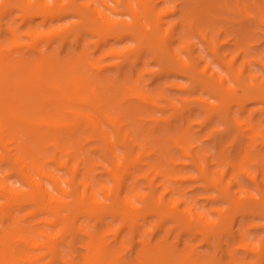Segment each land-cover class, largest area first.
Returning a JSON list of instances; mask_svg holds the SVG:
<instances>
[{
  "label": "rangeland",
  "instance_id": "374dc122",
  "mask_svg": "<svg viewBox=\"0 0 264 264\" xmlns=\"http://www.w3.org/2000/svg\"><path fill=\"white\" fill-rule=\"evenodd\" d=\"M27 1L33 3L32 7L26 6ZM69 1L0 0L3 54L13 48L15 57L35 61L38 59L36 50H39L46 56L42 65L50 62L60 66L75 61L79 95L89 97L83 104L78 101L64 104L63 98L55 100L60 95L55 87H44L41 83L33 84L27 96L10 94L12 100L18 101L13 109L24 114L27 126L34 129L29 147L41 159L42 172L55 174L63 181L62 186L69 189L67 182L72 176L74 181L84 180L87 161H90L89 179L103 183L112 191L115 174L122 175L128 170L118 198L120 204L128 197L132 207L140 209L156 199L163 209L183 214V227L176 226L169 218L162 228H156L157 215H148L144 222L143 211H129V222L135 219L142 223L146 232L144 238L152 243L165 239L177 252L186 247L192 257L183 259V264H264V211L247 204L236 210L219 190V184L224 183L229 193L241 199L260 200L264 196V142L260 137L250 140V132L245 127L238 129L226 121L218 109L207 106H224L230 102L229 95L206 91L201 85L193 89L192 78L174 72L173 65L170 66L164 56L167 47L169 58L176 57L189 65V69L205 70L206 76L214 73L222 77L223 89H238L228 71L230 59L234 60V71L241 72V80L247 78L251 85L264 82V0H227L229 8L224 6V0H150L156 5V11L170 9L160 26L154 23L153 14L149 16L151 23L143 18L147 0H74L86 15L70 13L57 18L58 9ZM70 3L73 5V1ZM210 5L214 8L205 10L201 17L199 10ZM137 15L141 18L139 24ZM144 32L151 34V38ZM119 34L124 36L118 38ZM212 37L210 44L208 39ZM211 46L217 49L222 61L215 57ZM152 52L160 60H155ZM75 75H54L53 79L70 82ZM131 82L135 91L152 95L158 108L135 99L124 101V88ZM118 86L124 90L111 104L105 98L107 88ZM63 88L69 93L73 85L63 84ZM93 89L99 99H92ZM5 94L6 91H0V98ZM23 97L26 107L21 101ZM130 107L140 110L128 114L125 109ZM104 113L110 120L121 122L123 138L117 135ZM85 115L97 119L106 136L95 131ZM230 115L264 128L263 101L248 103L241 112L236 103H231ZM142 125L145 134L140 130ZM178 131H183V137L176 143ZM128 133L133 141L125 139ZM185 134L189 136L186 140ZM183 148L200 156L205 174H200L191 155L183 157ZM244 149L252 156L243 159ZM163 150L167 152L165 155ZM15 152L12 141L5 147L0 146V178L11 187L28 190L29 186L19 174L21 161L13 159ZM178 175L183 179H171ZM208 177L218 184L209 185ZM37 178L48 188L52 187L49 179ZM149 179L153 180L152 184ZM78 190L83 192L85 187L79 185ZM136 194H141L144 200L138 199ZM96 196L104 198L102 191ZM32 209L29 205L19 215ZM218 210L226 213V220L218 227L210 225L204 228L205 232L195 235L186 229L187 222L199 224L198 215L213 224L220 222ZM245 210L248 213L242 215ZM98 217L80 215L76 225L97 232L108 228L106 239L112 245L115 244L113 234L120 231L125 244L118 255L134 264L140 245L139 232L132 240L129 226L121 228L122 215H103L100 220ZM229 226L234 237L223 232ZM75 237L74 247L69 244L70 235L57 247L78 261L83 253L80 241L85 236L77 233ZM229 252L236 263L231 262Z\"/></svg>",
  "mask_w": 264,
  "mask_h": 264
},
{
  "label": "bare ground",
  "instance_id": "6f19581e",
  "mask_svg": "<svg viewBox=\"0 0 264 264\" xmlns=\"http://www.w3.org/2000/svg\"><path fill=\"white\" fill-rule=\"evenodd\" d=\"M71 1H73V5L70 3ZM126 4L129 6L127 2ZM32 5L33 3L26 2L28 8L32 7ZM224 6L229 8L227 0H224ZM155 8L156 5L150 2V0H147L143 8V18L150 22L149 16L153 14L155 18L154 23L160 26L163 22V16L167 15L170 9L156 11ZM213 8V5H210L209 8L202 7L199 10L200 16L204 17L203 12ZM94 12L95 14H101L98 10H94ZM70 13L86 15L84 14V10L74 4V0H70L66 6H62L61 9H58L56 17L60 18ZM101 15L105 18L104 14ZM258 18L263 22L261 17L258 16ZM137 20V24H139L141 18L138 15ZM10 33L11 35L14 34L12 31H10ZM144 33L148 38H151V34L147 32ZM131 34L135 35L132 31ZM117 36L118 38H122L124 35L119 34ZM212 40L213 37L212 39L209 38L208 42L211 44ZM6 50H8V52L4 55L0 48V91H6L5 96L0 98V108L4 107L0 109V146L5 147L10 141L15 144V151L17 152L14 153L13 159H16V162L21 161L22 167L19 170V174L22 181L29 186V189L21 190L17 187H11L4 179L0 178V264H52L56 261H60L63 264H130V261L118 255L119 249L125 244V239L120 235V231H116L113 234L115 244L112 245L106 239V234L110 231L108 228L102 232H97L91 228L76 225L78 217L83 214L88 216L97 215L99 216V220L103 215L112 214L114 217L118 214L122 215L123 224L121 228L126 225L129 226V233L131 234L132 240L139 232L138 238L140 245L135 253L134 264H183V259L192 257L185 250L186 247L184 250L182 249L180 252H177V250L170 246L165 239L152 243L151 240L144 238L146 232L145 229L142 228V223L135 219L129 222L131 217L129 211L139 210L143 211L141 219L144 222L148 215L158 216L156 228H162L165 220L169 218L175 221L176 226L183 227V214L175 210L167 211L163 209V205L156 199L153 204L142 206L140 209L133 208L131 200L128 197H125L121 204L118 202V198L125 185V176L129 174L128 170L122 175L115 174V186L112 191H109L103 183H95L89 179L90 161H87L88 171L84 174V180L74 181V177L72 176L71 180L67 182L70 185L69 189L62 186L63 181L55 174L42 172L41 159H39L33 149L29 147V142L34 137V129L31 125L30 127L27 126L28 124L26 122H28V120L24 114L13 109V106L16 105L18 101L12 100L10 94L27 96L31 92L33 84L41 83L44 87H55L58 94H60L55 100L63 98L66 100L64 104L73 101H78L79 104H83L89 100V97L79 95L78 80L75 75V61H70L67 65L59 64L60 66L46 61L47 64L45 63L42 65L41 63L45 61L46 56L39 50H36L38 59L35 61L23 57H15L13 48ZM212 50L215 57L222 61L220 55L217 54V49L212 47ZM152 54L155 60H160L153 52ZM164 54L166 62L170 66L173 65L172 68L174 72L192 78L194 84L193 89H195L197 85H201L206 91H213L215 93L224 92L229 95L230 102L226 103V105L219 107L215 105L207 106L210 109H218L217 111H219V114L238 129L245 127V130L250 132V140L255 139V137H260L264 142V128H261L259 124H251L249 121H239L230 115L231 103H236L239 107V112H241L248 103L264 102L263 81L251 85L247 81V78L241 80V72L234 71V60L230 59L227 62L228 71L238 85V89H223L224 81L222 77H218L214 73L206 76L205 70L198 72L195 68L189 69V65H185L176 57L169 58V50L167 47H165ZM172 59H174V61H172ZM174 62H176V64H173ZM64 68H66V71H63ZM69 73L75 75L73 81L59 82L53 79L56 75L62 76ZM89 83L94 85L95 81H90ZM63 84H72V92H66L63 88ZM124 89L126 90L124 101L135 99L140 103H146L148 106L158 108L156 99L150 94L144 95L140 91H135L132 87V82ZM124 89L120 86L117 88L108 87V96L106 95L105 98H107L109 103L114 104ZM92 92L94 94V89ZM98 97V94H94L92 99H99ZM21 101L24 106L27 104L24 97ZM2 109L5 111H1ZM125 110L128 114H136L140 109L138 107H130ZM104 114L105 118L109 119L114 125L117 135L119 134V136H121V122L118 121V119L116 121L110 120L111 117L107 113ZM85 117L91 120V125L95 131L106 136L105 131L99 125L97 119H92L88 115H85ZM155 121H158V119H155ZM139 127L141 132L145 134L146 130L143 129V125ZM181 136L183 137V131H178V138L175 140L176 143L181 141ZM184 136L185 140L189 137L187 134ZM126 138L132 140L129 133L126 135L125 139ZM25 139L28 142H26ZM162 153L165 155L167 152L163 150ZM190 155L193 163L198 167L200 174H205L206 171L201 164L200 156L191 154V152H187V150L183 148V157H190ZM251 156V152L248 149H244L242 158L247 159ZM38 176L49 179L52 187L48 188L41 178H37ZM178 176L177 178L171 177V179L174 181L183 179L182 176ZM207 181L209 185L216 186L218 184L215 179L210 177H208ZM148 182L152 184L153 180L149 179ZM79 185L85 187V191L80 192L78 190ZM219 185L220 193L230 199L236 210L247 204L251 207L256 206L259 211H264V196L260 200L249 197L241 199L229 193L228 185L224 183H220ZM101 191L104 194L102 200L96 196ZM136 197L140 200H144L141 194H136ZM180 201H183V198H181ZM29 205H32L33 209L19 215V212H22ZM189 209H192L190 205ZM218 213L221 216V221L218 223H210L203 220L204 216L198 215V225H192V223L187 222L185 227L186 229L192 230L193 235L205 232L204 228L210 225L218 227L220 223L226 220L225 212L218 210ZM247 213L248 211L246 210L242 211V215H246ZM28 219L31 220L28 221ZM220 232L221 231L216 233L217 237ZM223 232L230 237H234L230 226L223 230ZM77 233L83 234L85 239L80 241V247L83 249V253L79 255V260L75 261L73 256L69 253L64 254L57 245L60 241L63 242L67 235H70L72 238L69 244L74 247ZM229 256L232 259L231 262L236 263L231 252H229ZM47 258H49V260L45 261ZM194 261L197 262L198 260L195 259Z\"/></svg>",
  "mask_w": 264,
  "mask_h": 264
}]
</instances>
